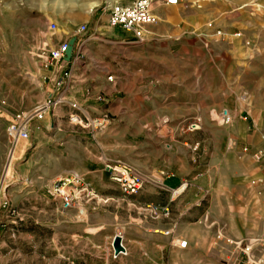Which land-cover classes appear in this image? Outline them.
Segmentation results:
<instances>
[{"label":"rangeland","instance_id":"374dc122","mask_svg":"<svg viewBox=\"0 0 264 264\" xmlns=\"http://www.w3.org/2000/svg\"><path fill=\"white\" fill-rule=\"evenodd\" d=\"M116 1L0 0V264H264V211L254 208L245 194L249 190L242 163L247 158L226 149L229 138L237 149L247 144L255 150L262 144L264 0H192L204 13L206 32L231 36L229 46L254 51L252 56L232 51L225 56L220 45L216 47L217 69L211 78L219 90L218 107L212 116H198V129H187L196 115L141 116L147 102L140 116H132L130 109L126 116H116V106L110 103L100 112L86 110L91 119L107 115L101 130L69 124L65 109L64 117H59L65 121L59 125V137L54 127L45 122L48 126L43 128L41 121L30 130L28 140L17 142L21 143L17 155L8 157L7 120L15 112L34 110L52 89L37 61V48L52 46L56 37L67 35L76 16L107 18L108 5ZM92 2L95 5L89 7ZM51 23L54 29L49 28ZM111 77L107 81L113 83ZM123 88L118 94L124 98L146 96L156 89L140 82ZM100 97L103 104L107 96ZM223 108L233 116L228 126L218 124ZM42 139L47 141L39 149ZM55 152L61 155L54 157ZM103 157L123 160L160 179L169 176L166 184L173 188L186 183L174 194L144 187L154 190L157 202L151 204H168L169 218L150 219L147 204H137L119 189L121 194L112 196L98 191L100 202L88 206L84 217L73 210L74 235H67V229L62 230L66 212L51 193L52 183L68 170L84 175L103 169ZM249 166L250 175H255V164L250 161ZM138 217L158 230L145 232L154 237L149 247L126 244L127 237L136 236ZM170 226L174 238L160 233ZM58 230L57 251L52 240ZM119 234L126 253L114 256L111 244ZM176 239L187 240V247L178 248Z\"/></svg>","mask_w":264,"mask_h":264},{"label":"crops","instance_id":"0c3cea01","mask_svg":"<svg viewBox=\"0 0 264 264\" xmlns=\"http://www.w3.org/2000/svg\"><path fill=\"white\" fill-rule=\"evenodd\" d=\"M195 3L177 0L176 4L163 2L156 4L155 11L158 20L156 23L144 27L145 40L143 42L134 41L130 33L109 27L106 17H95L90 13L76 16L71 31L67 35L56 37L54 41H51L52 46H56L60 42L73 40L70 58L78 52L82 54L80 62L75 66V79L67 97L90 112H100L106 103H110V107L116 106L115 115L121 117L126 116L129 109L132 116L135 114L140 116V111L144 109L146 102L148 103L147 109L142 112L141 116H212L218 107L217 96L219 94V90L211 78L212 70L217 69V64L214 63L216 47L220 45L225 56L229 51L243 53V55L250 52L249 55L252 56L254 51L248 50L244 45L229 46L231 36L220 38L215 33L206 32L204 30V13L194 6ZM81 24H86V32L79 33L77 31ZM232 41H235L234 38ZM37 61L40 63L39 60ZM109 74L115 77L113 83L106 79ZM59 75L60 72L55 69L43 72V76L49 80L51 85ZM139 82L154 86L156 89L149 95L144 96L137 93L131 98H124L118 94L124 91L125 84ZM100 94L107 96L103 104L99 101ZM65 109V107H59L52 114L46 112L42 120L32 124L31 130L34 129L35 124L43 121V128L51 125L52 128L54 127V135L59 137L62 133V131H58L59 125L65 123L59 117H64ZM45 122H48V125ZM45 141L47 140H41L39 149H42ZM57 144L60 145V142ZM243 147H247L249 152L243 153ZM226 149L231 152L237 150L234 153L242 158H247V161L242 163L243 179L247 190H249L245 194L254 208L264 211V159L254 160L250 155V152L254 150L252 147L243 144L237 149L231 138L228 140ZM58 155L61 154L53 153L54 157ZM250 161L255 164V168L258 170L253 176L250 175L252 173L249 168ZM83 176L103 196L121 194L118 188L110 182L108 175L104 179L103 169L84 172ZM167 177L163 178L165 183ZM176 179L179 183V179ZM130 197L137 204L157 202L154 190L147 187ZM255 197L258 198L257 201ZM74 215L73 210L66 212V226L62 224V230L67 229L66 233L69 236L74 235L75 228L73 229V225L70 223ZM145 220L138 217V227H135L136 236L135 238L127 237L126 244H147L149 247L151 241V245H153L154 237L145 233L146 231L151 232L150 224H145ZM93 226L98 228L99 224L96 223ZM58 227H60V222H58ZM52 241L58 251L60 246L59 230Z\"/></svg>","mask_w":264,"mask_h":264},{"label":"built area","instance_id":"2783aa9c","mask_svg":"<svg viewBox=\"0 0 264 264\" xmlns=\"http://www.w3.org/2000/svg\"><path fill=\"white\" fill-rule=\"evenodd\" d=\"M165 4H176L177 0H164ZM156 0H118L108 5L107 23L111 28H118L124 32L130 33L132 39L136 42L145 40L144 27L157 22L158 16L155 11ZM50 29L55 28V24L51 23ZM77 31L83 33L87 31L86 24L78 26ZM68 42H60L56 46L44 44L37 48L36 58L39 60L44 70L55 69L60 75L52 81V89L47 93L44 102L31 111H18L12 114L7 120L5 126V137L10 144L8 157L11 159L12 150L20 140H28L31 126L34 122L40 121L46 112H50L59 107H65L67 112V121L69 124L80 127H92L95 129H103L107 124V115L91 119L86 109L77 102L67 97L72 83L74 82V69L76 64L81 60L82 54L78 52L74 57L65 58V52ZM107 80H111V75H107ZM101 99V97H99ZM233 116L228 109L223 108L218 113V124L228 126L231 124ZM201 119L196 116L188 123L187 129L192 131L200 127ZM243 153H247L248 148H242ZM254 160L264 159V129L262 131V144L259 148L250 152ZM103 169L108 175L111 183H113L123 194L135 195L145 186L150 185L161 191H170L172 194L179 193L178 189L186 186V183H180L175 188L167 185L163 179L153 174H146L127 162L120 159L102 158ZM10 164L7 165V171ZM6 171V172H7ZM3 180V179H2ZM1 180V181H2ZM51 193L58 199L60 210L67 212L75 210L78 216L84 217L87 207L91 204L100 202L98 191L85 179V177L75 171L68 170L59 175L52 183ZM146 215L152 219L169 218L170 209L168 204H147L145 205ZM151 231H158L154 226ZM163 235L174 238V228L170 226L160 231ZM122 238V235L119 234ZM176 246L180 249L187 247V240L176 239ZM124 251L118 254H125ZM117 254H114V256Z\"/></svg>","mask_w":264,"mask_h":264},{"label":"water","instance_id":"95a60500","mask_svg":"<svg viewBox=\"0 0 264 264\" xmlns=\"http://www.w3.org/2000/svg\"><path fill=\"white\" fill-rule=\"evenodd\" d=\"M73 44V40L68 42V47L65 52V58L68 60L70 58V50ZM112 248L114 254H118L121 251H124V247L122 245V238L120 235H115L112 240Z\"/></svg>","mask_w":264,"mask_h":264},{"label":"bare ground","instance_id":"6f19581e","mask_svg":"<svg viewBox=\"0 0 264 264\" xmlns=\"http://www.w3.org/2000/svg\"><path fill=\"white\" fill-rule=\"evenodd\" d=\"M93 5H95L94 2L90 3L89 4V7H92ZM21 147V143L20 144H16L14 149L12 150V153H11V158H13L14 156L17 155L18 151H19V148ZM6 169V168H5ZM112 245V244H111Z\"/></svg>","mask_w":264,"mask_h":264}]
</instances>
